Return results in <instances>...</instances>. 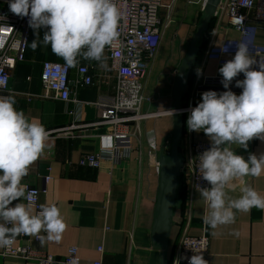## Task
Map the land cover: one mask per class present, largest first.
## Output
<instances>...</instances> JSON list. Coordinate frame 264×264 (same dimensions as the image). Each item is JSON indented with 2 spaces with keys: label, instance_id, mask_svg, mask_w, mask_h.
<instances>
[{
  "label": "crops",
  "instance_id": "0c3cea01",
  "mask_svg": "<svg viewBox=\"0 0 264 264\" xmlns=\"http://www.w3.org/2000/svg\"><path fill=\"white\" fill-rule=\"evenodd\" d=\"M204 2L163 0V31L156 56L144 77L147 100L143 103V112L162 114L142 121L140 135L132 139L129 157L118 164L104 161L99 168L78 164L81 155L98 149L99 137L106 131L105 127H83L75 136L46 140L43 154L31 165L22 183L46 188L47 192L40 195V203L56 204L67 227L59 242L48 240L47 234L42 231L45 237L43 243L35 242V236L29 235L24 240L18 236L16 243L45 250L57 259L65 257L68 247L75 246L82 264H94L99 260L101 264H163L161 249L154 244L151 236L159 184L158 159L162 151L169 152L163 141L173 128V116L167 112L174 103L173 81L205 15ZM203 34L197 43L200 51L189 75L187 91L201 84L205 76L220 75L218 69L223 64L206 56L209 47L219 45L225 39L240 37L228 21L225 10L215 13ZM42 35L43 30L41 39ZM34 38L32 29L26 58L12 73L11 87L16 108L23 110L29 118L39 120L45 128L68 125L76 119L82 123L96 120L98 109L94 103L100 96L107 101L112 99L116 83L107 48L103 64L78 57V63L96 64L94 84H74L73 101L46 99L40 96L43 61H65L55 55L50 46L40 45L33 50L31 41ZM254 41L264 46V24L258 25ZM197 68L203 71L199 78ZM71 77H78L75 70H72ZM237 90L242 92L241 88ZM74 100L81 103L77 104ZM186 121L184 117V133L179 146L183 156L192 142L209 141L202 131L189 132ZM153 143L155 149L152 148ZM233 148L247 159L249 153L258 156L264 153V142L253 139L247 150L238 145H233ZM47 175L51 176L48 182L45 180ZM244 181L264 196V173L260 177H246ZM189 188L190 173L185 168L179 177L167 264H173L176 245L185 231L192 235L205 233L209 237V253L205 258L208 264H264V209L253 207L248 212H237L234 223L212 230L206 228L203 222L207 211L205 201L200 194H195L189 202ZM239 188L240 182L236 181L235 189H228L229 195L238 197ZM17 202L20 201L14 203ZM2 250L0 248V264H38L33 260L4 256Z\"/></svg>",
  "mask_w": 264,
  "mask_h": 264
},
{
  "label": "clouds",
  "instance_id": "9594fccd",
  "mask_svg": "<svg viewBox=\"0 0 264 264\" xmlns=\"http://www.w3.org/2000/svg\"><path fill=\"white\" fill-rule=\"evenodd\" d=\"M8 8L19 18H28L35 37L33 50L50 46L69 66H75L78 57L103 64L105 49L118 42L121 14L114 0H8ZM230 45L221 47V52L227 53ZM235 47L234 57L218 69L225 91L202 92L186 121L189 132L202 131L210 141V147L194 160L200 177L210 185L195 187L207 206L203 222L212 230L234 223L237 212L264 209V196L244 181L264 173V153H249L245 159L233 148L247 150L253 139L264 142V63L252 57L247 43ZM241 73L244 79H236ZM196 75L202 76V69L197 68ZM234 80L242 89L239 95L231 90ZM15 105L14 96H0V248H9L21 234L37 236L43 243L42 231L48 240L59 242L67 227L60 208L45 203L33 213L38 193L22 183L43 154L48 133L43 123ZM183 111L167 110L171 116ZM236 181L240 195L233 198L228 189L234 190ZM193 252L190 257L177 256L173 264L184 259L188 264H208L202 252ZM69 264L77 261L71 259Z\"/></svg>",
  "mask_w": 264,
  "mask_h": 264
},
{
  "label": "built area",
  "instance_id": "2783aa9c",
  "mask_svg": "<svg viewBox=\"0 0 264 264\" xmlns=\"http://www.w3.org/2000/svg\"><path fill=\"white\" fill-rule=\"evenodd\" d=\"M120 14L119 38L114 48H107V57L110 68L116 75L114 96L105 100L102 96L94 103L98 109L96 120L90 123H82L76 119L68 125L46 128L47 139L61 136H75L78 129L83 127H105L106 131L99 137L98 149L81 155L78 164L84 167L99 168L104 161L113 164L121 163L129 157L132 150V139L140 135L141 123L144 119L161 115V112H143V103L147 100L144 95V77L147 69L154 60L162 35L161 11L164 8L163 0H114ZM225 10L228 21L239 32L237 39H225L219 45L210 46L206 56L215 59L220 64L234 57L238 42L248 44L249 52L259 63H264V46L255 43V32L258 25L264 24V0H222L216 13ZM0 15L6 19H0V96L12 95V73L18 64L26 58L28 42L32 29L28 26V18H19L12 14L8 8V0H0ZM229 46L227 53L221 52V47ZM97 63V61H95ZM96 64L77 63L69 66L66 62L45 60L42 64L40 75L42 98H53L62 101L72 100V87L74 84H94L93 70ZM75 70L78 77L72 79L71 73ZM221 75L205 76L201 84L192 87L183 98L182 114L188 118L189 110L195 107L201 98V93L206 89L225 91L220 83ZM236 79H244L241 73ZM231 90L240 94L235 86V80L230 85ZM77 104L79 100H74ZM210 147V141L198 140L192 142L184 154L183 169L187 168L190 173V188L188 192L189 202L195 194H199L196 185L210 187L207 181L200 177V173L194 160L200 153ZM155 149V144H152ZM191 161V162H190ZM181 170V171H182ZM50 175L45 177L48 182ZM29 190H35L38 197L35 201V212L39 211L40 195L47 192L37 186L28 185ZM27 203V201H26ZM44 237V234H39ZM24 240L26 235L21 234ZM45 238V237H44ZM35 242L41 240L35 236ZM209 237L192 235L188 232L181 234L175 249V257H190L196 252H202L204 259L209 253ZM102 251V247H99ZM2 255L16 257L24 260H33L38 264H69V260L75 259L77 264H82L78 255V249L70 246L65 257L57 259L45 250L34 248L26 243H16L9 248H3ZM174 256V255H173ZM173 260V258H172ZM94 264H101L96 261ZM181 264H188L186 259Z\"/></svg>",
  "mask_w": 264,
  "mask_h": 264
},
{
  "label": "water",
  "instance_id": "95a60500",
  "mask_svg": "<svg viewBox=\"0 0 264 264\" xmlns=\"http://www.w3.org/2000/svg\"><path fill=\"white\" fill-rule=\"evenodd\" d=\"M221 2L222 0H205L204 2L203 10L205 15L197 27L194 38L174 77L172 93L174 103L172 109L181 110L183 108V98L187 90L189 75L200 51L197 43L207 29L209 21L215 15ZM184 123V115L182 113L173 116V128L163 141L165 143L170 138L171 149L168 153L162 151L158 159L159 184L151 236L154 244L161 249L163 264H167L179 177L184 165V156L179 148L184 133Z\"/></svg>",
  "mask_w": 264,
  "mask_h": 264
},
{
  "label": "rangeland",
  "instance_id": "374dc122",
  "mask_svg": "<svg viewBox=\"0 0 264 264\" xmlns=\"http://www.w3.org/2000/svg\"><path fill=\"white\" fill-rule=\"evenodd\" d=\"M133 140H134V138H133ZM165 149L167 152L170 151V149H171V139L170 138L165 142Z\"/></svg>",
  "mask_w": 264,
  "mask_h": 264
},
{
  "label": "trees",
  "instance_id": "16d2710c",
  "mask_svg": "<svg viewBox=\"0 0 264 264\" xmlns=\"http://www.w3.org/2000/svg\"><path fill=\"white\" fill-rule=\"evenodd\" d=\"M204 35V34H203Z\"/></svg>",
  "mask_w": 264,
  "mask_h": 264
}]
</instances>
